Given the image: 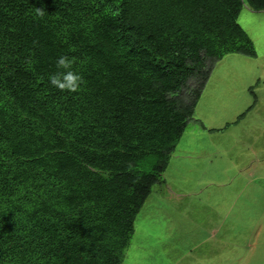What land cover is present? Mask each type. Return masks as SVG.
I'll return each instance as SVG.
<instances>
[{"label":"trees","instance_id":"1","mask_svg":"<svg viewBox=\"0 0 264 264\" xmlns=\"http://www.w3.org/2000/svg\"><path fill=\"white\" fill-rule=\"evenodd\" d=\"M244 8L264 0H0V264H123L214 67L256 57ZM62 55L76 92L49 83Z\"/></svg>","mask_w":264,"mask_h":264},{"label":"rangeland","instance_id":"2","mask_svg":"<svg viewBox=\"0 0 264 264\" xmlns=\"http://www.w3.org/2000/svg\"><path fill=\"white\" fill-rule=\"evenodd\" d=\"M244 9L238 22L256 57L228 55L214 67L175 151L184 159L166 173H181L178 185L154 188L123 264H264V11ZM157 164L149 156L134 170Z\"/></svg>","mask_w":264,"mask_h":264},{"label":"clouds","instance_id":"3","mask_svg":"<svg viewBox=\"0 0 264 264\" xmlns=\"http://www.w3.org/2000/svg\"><path fill=\"white\" fill-rule=\"evenodd\" d=\"M40 15H43L42 9H37ZM57 72L50 74L49 83L60 91L76 92L84 83L83 76L73 70V60L62 55L56 60Z\"/></svg>","mask_w":264,"mask_h":264},{"label":"bare ground","instance_id":"4","mask_svg":"<svg viewBox=\"0 0 264 264\" xmlns=\"http://www.w3.org/2000/svg\"><path fill=\"white\" fill-rule=\"evenodd\" d=\"M246 9V8H245ZM244 9V10H245ZM247 10V9H246ZM245 10V11H246ZM235 59V58H234ZM233 59V60H234ZM227 71V70H226ZM237 71V70H236ZM233 72H235V71H233ZM224 74H225V71L223 72ZM230 73V72H229ZM238 73H239V75H240V71L238 70ZM237 73V74H238ZM228 74V73H227ZM233 74V73H232ZM213 75V74H212ZM223 75V74H222ZM234 75V74H233ZM224 77H226V76H224ZM244 93V92H243ZM244 95V94H243ZM196 112V111H195ZM193 124V123H192ZM191 124V125H192ZM190 125V126H191ZM189 126V127H190ZM192 129H194V128H192ZM188 132V131H187ZM186 132V133H187ZM193 132H194V130H192V131H190V133L191 134H193ZM186 135V134H185ZM179 145V144H178ZM178 147V146H177ZM177 149V148H176ZM176 151V150H175ZM174 156V157H173ZM173 156H172V158H171V160H170V163L173 161L172 159H174V161H182L183 159H184V156H183V154H180V155H177L176 156V154H175V152H174V154H173ZM182 159V160H181ZM170 163H169V166H170ZM168 169H169V167H168ZM168 169H167V171H168ZM167 171L165 172V174H164V182L161 184V185H159V188H163V189H165V190H167V184H173L174 186H177L178 185V181H177V179H178V176L181 174V173H178V172H171L170 174H169V178H168V176H167ZM154 191H156V190H152V193H151V195L149 196V198L148 199H150L156 192H154ZM174 196H177L174 192H172L171 191V189L169 190ZM147 202V201H146Z\"/></svg>","mask_w":264,"mask_h":264}]
</instances>
